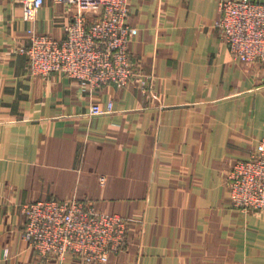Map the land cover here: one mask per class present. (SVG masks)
I'll return each instance as SVG.
<instances>
[{"label":"crops","instance_id":"obj_1","mask_svg":"<svg viewBox=\"0 0 264 264\" xmlns=\"http://www.w3.org/2000/svg\"><path fill=\"white\" fill-rule=\"evenodd\" d=\"M220 1L134 0L135 80L94 92L27 70L30 32L63 39L74 8L46 0L26 22L0 1V264H61L23 239L22 207L72 199L128 221L106 264H264V212L234 208L227 184L264 141V63L230 53Z\"/></svg>","mask_w":264,"mask_h":264},{"label":"built area","instance_id":"obj_2","mask_svg":"<svg viewBox=\"0 0 264 264\" xmlns=\"http://www.w3.org/2000/svg\"><path fill=\"white\" fill-rule=\"evenodd\" d=\"M1 1V0H0ZM46 0H13L23 20L35 21ZM75 9L63 39L30 32L25 51L31 76H65L84 91L106 86L127 87L135 80L129 46L138 30L128 23L134 0H52ZM215 26L230 53L243 64L264 63V4L254 0L219 2ZM141 81V80H140ZM142 83H144L142 81ZM114 105L95 102L90 115L113 112ZM229 199L240 211L264 212V141L246 160L236 162L227 175ZM23 239L41 257L61 264L75 257L83 264H106L128 239V221L101 212L87 200H42L22 207Z\"/></svg>","mask_w":264,"mask_h":264}]
</instances>
